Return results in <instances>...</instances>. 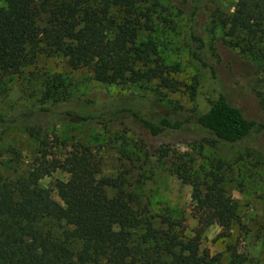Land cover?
<instances>
[{
  "label": "trees",
  "instance_id": "trees-1",
  "mask_svg": "<svg viewBox=\"0 0 264 264\" xmlns=\"http://www.w3.org/2000/svg\"><path fill=\"white\" fill-rule=\"evenodd\" d=\"M139 0H0V74H15L40 56H59L70 69L87 68L95 81L128 86L153 82L175 91L174 69L145 38L152 31L149 8ZM155 5V4H153ZM190 55L215 75L203 54L196 25L199 0H184ZM213 26L241 52L264 60V0H233L231 11L215 10ZM240 60L239 58H235ZM264 79V65L261 68ZM46 94H43V99ZM139 99V100H138ZM75 106L46 104L0 112V130L9 125L35 128L36 117L81 122L129 118L150 135L194 126L214 139L236 143L264 134V119L246 117L221 92L201 112H142L141 98L118 94L98 100L83 96ZM35 124V123H34ZM39 155L25 174L0 176V264H244L240 251L247 230L235 200L217 169H176L191 186L195 225L166 210L154 214L148 200L126 189L123 174L101 173V156L89 145L58 141L50 152L38 138ZM62 149V150H61ZM67 174L53 183L58 201L39 180L55 170ZM201 175V176H200ZM215 225L211 242L201 247L204 231Z\"/></svg>",
  "mask_w": 264,
  "mask_h": 264
},
{
  "label": "rangeland",
  "instance_id": "rangeland-1",
  "mask_svg": "<svg viewBox=\"0 0 264 264\" xmlns=\"http://www.w3.org/2000/svg\"><path fill=\"white\" fill-rule=\"evenodd\" d=\"M199 1L197 30L203 39V54L214 66L215 75L190 55L184 0H139V7L149 8L153 19L152 31L145 38L160 59L173 67L175 91L156 87L153 82L124 87L102 84L92 79L87 68L70 69L59 56H40L15 74H0V112L9 115L21 108L43 104L75 106L83 96L103 100L120 93L141 98L142 112L148 115L201 113L221 92L246 117L263 120V56L241 52L233 45L235 40H229L212 23L214 11H231L233 0ZM36 118L35 124H29L35 128L42 126L40 131H30L21 125L0 130L1 177H15L29 170L39 155V137L45 140L50 152L60 150L53 147L57 140L67 144L82 142L101 156L102 174H123L124 187L148 200L152 213L169 210L173 215H181L190 230L195 225L191 186L177 178L175 171L184 167L189 172L195 169L201 173L218 166L217 174L235 200L247 230L239 248L246 254L244 264H264V134L228 143L189 125L180 131L150 135L129 118L101 117L81 122ZM66 177L65 172L57 169L42 177L39 184L48 188L51 197L58 201L53 183ZM217 230L215 225L206 228L201 247L219 251L211 242Z\"/></svg>",
  "mask_w": 264,
  "mask_h": 264
}]
</instances>
